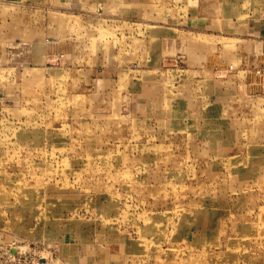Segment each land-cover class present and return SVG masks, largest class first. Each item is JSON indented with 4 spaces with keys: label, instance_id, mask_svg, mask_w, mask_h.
Instances as JSON below:
<instances>
[{
    "label": "rangeland",
    "instance_id": "obj_1",
    "mask_svg": "<svg viewBox=\"0 0 264 264\" xmlns=\"http://www.w3.org/2000/svg\"><path fill=\"white\" fill-rule=\"evenodd\" d=\"M11 1L0 264H264V0ZM137 15L147 60L161 36L162 66L185 64L189 31L213 75L240 79L239 101L211 117L200 95L193 111L173 94L143 105L121 71L90 69L88 33L124 38Z\"/></svg>",
    "mask_w": 264,
    "mask_h": 264
},
{
    "label": "crops",
    "instance_id": "obj_2",
    "mask_svg": "<svg viewBox=\"0 0 264 264\" xmlns=\"http://www.w3.org/2000/svg\"><path fill=\"white\" fill-rule=\"evenodd\" d=\"M10 2L7 8L11 6L12 1L10 0ZM124 22L128 25L124 30V38L121 34L119 35L118 31L114 32L111 27L94 34L90 31L88 35L91 38L84 45L91 47L95 55L90 69H102L103 67L106 74L121 71V80L131 85L132 95L136 96L137 102L143 105L147 103L158 104L168 100L167 96L173 94L176 96L174 100L184 104L187 103L185 109L188 108L193 111L191 106L194 105L195 98L200 95L201 99L207 101V110L210 108L216 109L211 113H202L204 117H211L217 116L218 112H222L228 101H239L240 94L237 91L240 87V79L233 75H227V77L213 75V68L210 67L211 65L207 60L209 57L205 47L193 42V36L189 31L183 32V34L189 33L184 36L186 43L189 45L188 52L191 53L188 55L187 62L178 67H172V65L164 67L160 62L163 48L161 36H156L153 39L154 43L151 44L150 58L147 60L144 52L145 32L137 29V26L144 22L142 17L139 19L138 15L135 18L128 16L127 19H124ZM174 26L177 28V25ZM102 33H104V36L100 38ZM178 33H180L179 30ZM115 36L121 39L118 45L115 44ZM74 45H76L74 40L68 42L67 49H72ZM84 45L80 44V47ZM262 46L264 49V44L259 45L260 48ZM191 49L193 52H191ZM118 52L121 55V60L115 61L116 57L113 54ZM70 53H73V49L70 50ZM101 61L104 65H99ZM225 63L223 62L222 65H225ZM133 64L135 65L134 68L131 66ZM232 69H235V66H232ZM112 75L115 76V73H112ZM198 85L199 88H197ZM209 102L212 103L211 107ZM201 108L203 109V107ZM158 113L159 110L153 116H158ZM140 116H146L144 110L142 114L140 113ZM164 116H167V114H164Z\"/></svg>",
    "mask_w": 264,
    "mask_h": 264
}]
</instances>
